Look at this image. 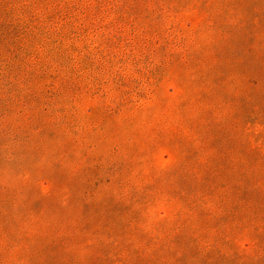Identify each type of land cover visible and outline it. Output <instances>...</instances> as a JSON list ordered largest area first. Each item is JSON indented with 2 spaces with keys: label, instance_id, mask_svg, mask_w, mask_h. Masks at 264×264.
Here are the masks:
<instances>
[{
  "label": "rangeland",
  "instance_id": "374dc122",
  "mask_svg": "<svg viewBox=\"0 0 264 264\" xmlns=\"http://www.w3.org/2000/svg\"><path fill=\"white\" fill-rule=\"evenodd\" d=\"M0 264H264V0H0Z\"/></svg>",
  "mask_w": 264,
  "mask_h": 264
}]
</instances>
